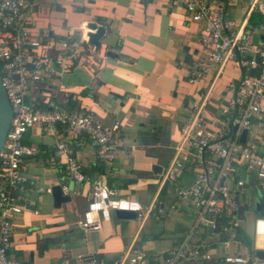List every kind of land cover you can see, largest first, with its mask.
<instances>
[{"label": "crops", "instance_id": "1", "mask_svg": "<svg viewBox=\"0 0 264 264\" xmlns=\"http://www.w3.org/2000/svg\"><path fill=\"white\" fill-rule=\"evenodd\" d=\"M251 14L247 1L239 0L229 6L226 19L239 28ZM89 21L106 28L98 48L84 39ZM30 27L49 46L65 38L86 43L78 66L41 84L33 93L35 102L92 112L109 125L119 121V145L116 159L106 164L98 159L84 133L63 125L48 132L28 130V144L37 152L25 157L28 179L22 191L24 208L12 216L9 255L24 264H57L64 259L72 264H96L95 258L110 262L121 259L136 245L161 258L193 230L191 240L215 242L211 247L214 259L202 264H229L222 261L228 250L217 243L220 233L194 228L196 206L180 200L173 185L162 180V173L180 140L183 123L196 112L194 104H202L207 128L217 131L219 121L227 117L228 84L243 77L245 70L234 61L221 69L212 64L205 76L189 81L192 61L203 56L199 42L202 24L188 20L183 5L176 0H41ZM259 36L264 34L255 40ZM254 129L247 131L245 141L252 139ZM60 139L69 144L83 170L93 178L102 177L118 194L133 196L144 206L156 200L168 207L167 214L159 217L150 213L140 221L119 218L112 212L102 219L99 230L83 228L80 221L92 184L76 183L66 176L64 159L54 155ZM154 165L162 170H154ZM197 174L196 169L184 170L179 183L188 185ZM243 177L245 192L240 199L249 208L241 218L242 229L258 249H264V239L253 234L254 219L264 214L256 209L255 200L264 193L255 192L253 185L258 182L250 173ZM58 183L71 197L59 206L52 194ZM260 184L264 186V182ZM172 203L176 209H169ZM259 264H264L263 258Z\"/></svg>", "mask_w": 264, "mask_h": 264}, {"label": "built area", "instance_id": "2", "mask_svg": "<svg viewBox=\"0 0 264 264\" xmlns=\"http://www.w3.org/2000/svg\"><path fill=\"white\" fill-rule=\"evenodd\" d=\"M185 9L186 17L202 24L199 42L202 58L194 59L189 67V81L206 75L209 65L221 69L228 61L245 70L238 80L228 84L231 93L224 111L227 117L219 121L217 131L207 128L202 104H194L196 112L181 127V137L174 146L171 161L162 173L180 200L194 204L198 215L195 227L219 232L217 241L228 250L222 261L229 264H259L256 242L246 243L239 208L245 192V179L238 174L243 168L258 183L264 182V22L248 27L246 18L239 28L226 19L230 5L239 0H176ZM251 13H264V0H246ZM41 0H0V75L12 107L11 124L1 150L0 160V264H24L9 255L13 237L12 216L20 213L24 204L22 191L27 182L25 157L36 154L35 146L24 141L25 133L38 128L52 131L57 125L75 133L86 134L95 147L97 157L111 164L117 157L119 142L116 134L120 122L105 124L94 113L70 109L60 104L41 108L33 93L50 78L77 67L83 56V41L65 38L55 46L47 45L31 29ZM257 69L256 74L249 71ZM252 132L250 141H241L243 130ZM54 155L64 159L66 176L76 183H91L92 190L80 224L85 229L99 230L102 219L112 212H135L143 221L148 214L163 217L168 212L156 200L144 206L133 196H121L102 177L93 178L84 171L69 144L60 139ZM198 170L188 185L179 183L184 170ZM169 209H176L172 203ZM193 230L184 239L168 248L161 257L150 256L144 248L133 245L123 258L106 261L95 258L96 264H202L214 256L215 242L191 240ZM255 237H264V214L253 222ZM232 248H235L234 250ZM57 264H72L64 259Z\"/></svg>", "mask_w": 264, "mask_h": 264}, {"label": "water", "instance_id": "3", "mask_svg": "<svg viewBox=\"0 0 264 264\" xmlns=\"http://www.w3.org/2000/svg\"><path fill=\"white\" fill-rule=\"evenodd\" d=\"M89 30L87 32V38H84L87 42L92 44L94 48H98L101 38L106 33V28L104 25L96 22V21H89L87 24ZM109 55H114L113 53L109 52ZM12 107L10 100L8 98L7 91L3 86L1 75H0V160H1V150L4 145L10 124L12 119ZM247 135V130H243L241 134V141H245ZM154 170L161 171L162 166L154 165ZM238 174L240 176H244L245 170L240 168L238 170ZM52 194L54 197L55 205L59 206L62 202L68 201L71 197L64 192V185L62 183H58L52 187ZM256 209L264 213V195L261 194L255 200ZM249 208L247 203H242L239 208V215L242 219L245 218L244 212ZM116 214L119 218L122 217H135V212L133 211H126V210H117ZM212 229H210L211 231ZM257 254L259 257L264 259V249H258Z\"/></svg>", "mask_w": 264, "mask_h": 264}, {"label": "trees", "instance_id": "4", "mask_svg": "<svg viewBox=\"0 0 264 264\" xmlns=\"http://www.w3.org/2000/svg\"><path fill=\"white\" fill-rule=\"evenodd\" d=\"M260 22H264V13L253 12L251 14L249 20H248V27L252 26L254 24H258ZM83 44H84V46L86 45V43H84V42H83ZM255 70L257 71V69H255ZM38 106L41 107V108H49L48 104L43 103V102L38 104ZM24 141L26 143H29V140L27 139V136H24ZM241 237L246 243L251 244V239H252L251 235L248 232H246L244 229L241 230Z\"/></svg>", "mask_w": 264, "mask_h": 264}, {"label": "rangeland", "instance_id": "5", "mask_svg": "<svg viewBox=\"0 0 264 264\" xmlns=\"http://www.w3.org/2000/svg\"><path fill=\"white\" fill-rule=\"evenodd\" d=\"M30 29H31V31L33 30V28L32 27H30ZM41 39H43V38H41ZM57 42H59L58 40H57ZM254 187H255V189H256V191L255 192H259V191H261L262 193H264V186H263V184H260V183H255L254 185H253ZM254 194V193H253ZM255 195V194H254ZM250 216V213H248V217ZM249 220V219H248ZM247 220V221H248ZM247 221L245 222V223H247ZM260 239H261V241L264 239V237H260ZM260 244V243H259Z\"/></svg>", "mask_w": 264, "mask_h": 264}, {"label": "bare ground", "instance_id": "6", "mask_svg": "<svg viewBox=\"0 0 264 264\" xmlns=\"http://www.w3.org/2000/svg\"><path fill=\"white\" fill-rule=\"evenodd\" d=\"M87 32H88V30H87ZM87 34V33H86Z\"/></svg>", "mask_w": 264, "mask_h": 264}]
</instances>
